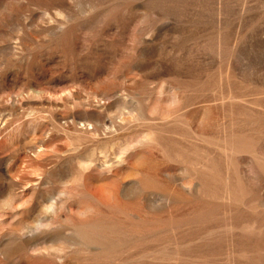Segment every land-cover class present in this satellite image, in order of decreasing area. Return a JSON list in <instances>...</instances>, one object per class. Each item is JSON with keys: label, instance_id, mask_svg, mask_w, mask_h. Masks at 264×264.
I'll return each instance as SVG.
<instances>
[{"label": "rangeland", "instance_id": "374dc122", "mask_svg": "<svg viewBox=\"0 0 264 264\" xmlns=\"http://www.w3.org/2000/svg\"><path fill=\"white\" fill-rule=\"evenodd\" d=\"M0 264H264V0H0Z\"/></svg>", "mask_w": 264, "mask_h": 264}]
</instances>
